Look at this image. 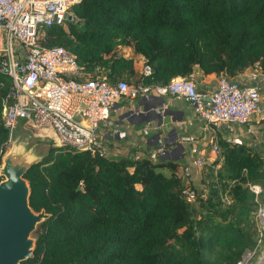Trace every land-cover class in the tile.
<instances>
[{
    "label": "trees",
    "instance_id": "trees-1",
    "mask_svg": "<svg viewBox=\"0 0 264 264\" xmlns=\"http://www.w3.org/2000/svg\"><path fill=\"white\" fill-rule=\"evenodd\" d=\"M70 15L42 29L39 42L70 53L80 70L67 77L78 81L164 86L195 69L232 79L251 68L264 74V0H80ZM11 93L0 72V157ZM214 137L215 158L202 161L193 183L174 162L92 156L49 142L24 176L30 207L49 219L21 264H238L258 256L264 154Z\"/></svg>",
    "mask_w": 264,
    "mask_h": 264
},
{
    "label": "built area",
    "instance_id": "built-area-1",
    "mask_svg": "<svg viewBox=\"0 0 264 264\" xmlns=\"http://www.w3.org/2000/svg\"><path fill=\"white\" fill-rule=\"evenodd\" d=\"M80 0H0V72L12 80V102L3 106V125L9 140L18 119L51 128L58 147L106 155L99 146L97 133L109 124L112 107L123 97H172L189 102L198 119L210 130L209 146L216 153L214 135L223 126H243L257 115L264 116V76L252 83L220 75L212 91L199 90L191 78L176 77L164 86H145L141 82L78 81L67 77L80 70L74 57L62 47L40 45L41 30L67 20L70 8ZM71 16V15H70ZM72 19V18H71ZM144 74L150 69L144 66ZM147 127L157 130L161 127ZM147 133V129L144 130ZM192 141L193 137L183 138ZM234 143L236 139H230ZM166 156L162 144L148 153L156 162ZM199 170L202 160L197 159ZM254 192L257 186H252ZM188 199L191 191H185ZM257 222L264 227V205L259 204ZM254 252L245 254L238 264L253 260Z\"/></svg>",
    "mask_w": 264,
    "mask_h": 264
},
{
    "label": "crops",
    "instance_id": "crops-1",
    "mask_svg": "<svg viewBox=\"0 0 264 264\" xmlns=\"http://www.w3.org/2000/svg\"><path fill=\"white\" fill-rule=\"evenodd\" d=\"M260 75L264 76L258 68H251L235 79L250 84ZM190 78L199 90L206 92L215 88L218 76L203 75L195 69ZM147 123L161 127L153 130L147 127ZM218 134L227 139H236V143L253 146L264 154L262 115L254 116L243 126H223ZM190 136L193 137L192 141L183 140ZM210 136L209 128L198 119L192 105L186 100L168 96H138L133 100L123 97L112 107L109 124L99 127L97 141L106 156L132 159L147 157L150 151L162 144L166 156L156 162L176 163L183 180L193 183L197 181L198 173L195 161L215 158L208 143Z\"/></svg>",
    "mask_w": 264,
    "mask_h": 264
},
{
    "label": "water",
    "instance_id": "water-1",
    "mask_svg": "<svg viewBox=\"0 0 264 264\" xmlns=\"http://www.w3.org/2000/svg\"><path fill=\"white\" fill-rule=\"evenodd\" d=\"M71 20V16H67ZM25 129L38 138L53 139L54 131L26 121ZM44 160V152L23 136L12 137L0 157V264H21L33 258V232L49 219L45 210L29 204L31 188L25 174Z\"/></svg>",
    "mask_w": 264,
    "mask_h": 264
},
{
    "label": "rangeland",
    "instance_id": "rangeland-1",
    "mask_svg": "<svg viewBox=\"0 0 264 264\" xmlns=\"http://www.w3.org/2000/svg\"><path fill=\"white\" fill-rule=\"evenodd\" d=\"M26 122L25 119H18L15 127L12 131L11 136H23L27 138L30 143H36L44 153L46 152L47 148L49 147V142H51L53 145L56 146V141L53 139H47L42 138V140H39L37 136H33L28 130L24 129V123ZM11 137V138H12ZM7 148V146H6ZM247 264H264V247L262 248L261 252L258 256H256L253 260H251Z\"/></svg>",
    "mask_w": 264,
    "mask_h": 264
}]
</instances>
